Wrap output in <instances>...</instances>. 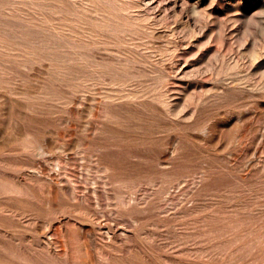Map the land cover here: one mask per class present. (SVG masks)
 Masks as SVG:
<instances>
[{"label": "rangeland", "instance_id": "obj_1", "mask_svg": "<svg viewBox=\"0 0 264 264\" xmlns=\"http://www.w3.org/2000/svg\"><path fill=\"white\" fill-rule=\"evenodd\" d=\"M0 264H264V0H0Z\"/></svg>", "mask_w": 264, "mask_h": 264}]
</instances>
